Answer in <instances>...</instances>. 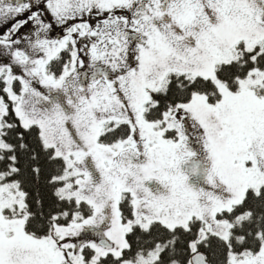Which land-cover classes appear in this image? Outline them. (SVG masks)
I'll return each instance as SVG.
<instances>
[{
    "label": "snow or ice",
    "instance_id": "6c2138e0",
    "mask_svg": "<svg viewBox=\"0 0 264 264\" xmlns=\"http://www.w3.org/2000/svg\"><path fill=\"white\" fill-rule=\"evenodd\" d=\"M0 264H264V0H0Z\"/></svg>",
    "mask_w": 264,
    "mask_h": 264
},
{
    "label": "trees",
    "instance_id": "16d2710c",
    "mask_svg": "<svg viewBox=\"0 0 264 264\" xmlns=\"http://www.w3.org/2000/svg\"><path fill=\"white\" fill-rule=\"evenodd\" d=\"M47 172H48V166H45L44 174L38 177L32 185L34 194L37 195L38 197H43L45 201V207H47V205L52 200L51 192L47 187V181H46ZM33 207L35 208L36 205H34Z\"/></svg>",
    "mask_w": 264,
    "mask_h": 264
}]
</instances>
